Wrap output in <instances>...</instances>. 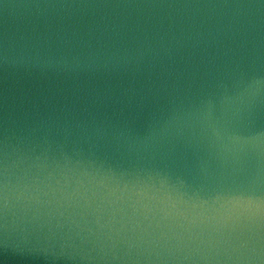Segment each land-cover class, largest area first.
<instances>
[{
    "label": "clouds",
    "instance_id": "obj_1",
    "mask_svg": "<svg viewBox=\"0 0 264 264\" xmlns=\"http://www.w3.org/2000/svg\"><path fill=\"white\" fill-rule=\"evenodd\" d=\"M85 9H178L177 15L215 18L207 28L208 62L218 64L207 80L193 79L191 99L169 100L140 128L138 114L111 122L94 113L78 119L75 111L38 120L24 113L0 147V256L17 264H264V0H0V14L13 23L34 18L47 26ZM123 27L100 31H110L111 40ZM196 38L201 42L199 31ZM41 40L46 34H6L5 68L88 78L138 71L161 52L169 56L171 41L180 44L172 37L165 47L163 37L149 43L145 36L135 46L87 45L54 56L41 55ZM171 143L199 153L191 172L157 156Z\"/></svg>",
    "mask_w": 264,
    "mask_h": 264
},
{
    "label": "water",
    "instance_id": "obj_2",
    "mask_svg": "<svg viewBox=\"0 0 264 264\" xmlns=\"http://www.w3.org/2000/svg\"><path fill=\"white\" fill-rule=\"evenodd\" d=\"M8 2V0H6ZM17 2H36V0H17ZM43 2V0H40ZM47 2L88 3V4H209L223 3L226 0H47ZM178 9H85L83 14L53 18L46 26L43 21L34 18L23 21H5L0 14V56L3 53L5 35L11 39L24 33L33 32L44 36L37 45L41 55L58 56L71 49L86 51L87 45L92 49L107 44L109 47L135 46L137 40L158 41L163 37L165 47L172 37L180 40L176 45L171 41L173 51L169 56L163 52L157 56L152 65L146 62L139 65V70H129L116 74H97L77 79L53 76L51 73L23 74L5 68L0 59V147H2L5 130L10 136L19 126L24 113L29 120L40 119L45 114L62 115L68 112L71 117L75 111L77 118L94 113L96 118L106 116L116 122L130 114H138L135 121L137 128L142 127L149 114L159 116L166 111L169 100L179 97L191 99L196 91V83L204 74L214 73V65L209 63L213 51L207 28L214 22L204 16L177 15ZM193 10H189L191 12ZM203 11V10H200ZM131 12L130 16L114 15ZM140 15H137V13ZM107 13L108 15H105ZM120 25L118 36L111 40V32L101 34L107 25ZM91 30V31H90ZM197 31L200 41L197 43ZM208 40L207 46L203 41ZM66 41V42H65ZM95 101V102H94ZM63 110V112H62ZM81 110H84L83 112ZM111 151V149H109ZM165 156L166 162L175 169L191 172L199 153L192 147L181 143L164 144L157 149V156ZM3 264H17L0 256ZM57 264H68L58 261Z\"/></svg>",
    "mask_w": 264,
    "mask_h": 264
}]
</instances>
